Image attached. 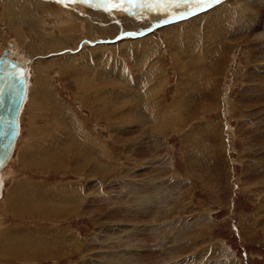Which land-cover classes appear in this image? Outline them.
<instances>
[{"label":"rangeland","instance_id":"1","mask_svg":"<svg viewBox=\"0 0 264 264\" xmlns=\"http://www.w3.org/2000/svg\"><path fill=\"white\" fill-rule=\"evenodd\" d=\"M115 2L134 14H106L105 31L44 15L54 52L0 9V53L13 41L29 63L2 173L0 264H264V0H220L157 27L147 0ZM214 12L222 38L164 35L194 21L204 32ZM144 85L173 124L147 110L137 120Z\"/></svg>","mask_w":264,"mask_h":264},{"label":"bare ground","instance_id":"2","mask_svg":"<svg viewBox=\"0 0 264 264\" xmlns=\"http://www.w3.org/2000/svg\"><path fill=\"white\" fill-rule=\"evenodd\" d=\"M108 1H112V2H107L106 0H87V3L82 2V0H63V2H59V0H0V9L2 10L3 14H5L7 17V20L9 21L8 23H14V27H15V32L18 33L19 35H21V33H24L23 28L27 27L29 28V30L31 32L34 31H38V30H43L40 32H35L34 34L37 35L38 39H43V42L49 38L48 42L44 44L47 45V47L52 46L49 50H59L56 49L54 44H56L55 42V38H50L49 36L45 35V32H48L47 30H44L45 27H42L44 25L43 22H47L46 20H44L43 16L46 15L49 17H59V19L62 20V22L68 21L67 23L71 22V18H78L82 24H87L88 27L90 28L91 31H99V30H104L103 29V25H104V18L106 14H120L121 12L125 11L126 13L130 14L132 11L130 10L128 4L126 2H124L125 4H121L120 2H115L116 0H108ZM114 1V2H113ZM144 1V0H143ZM189 1V0H187ZM186 0H147L148 4L150 3V5H146L143 9V11H140L142 13H144V15H146L148 17L149 22L153 21V19L158 20V22H154V27H157L158 25H161L162 22H166V23H170V22H176V21H180L181 19H185L188 18L190 15H195L196 13L204 10L206 7L210 6V4H200V3H196L193 1H190V4L193 3L192 5H190ZM54 3L56 5V7L58 8L56 13H52L51 10L49 9L48 6H50L52 3ZM142 2V1H141ZM81 3V4H80ZM139 3V2H138ZM127 4V5H126ZM144 4V2H143ZM197 4V5H194ZM139 5V4H138ZM194 5V6H193ZM101 9H106L105 11H101ZM134 8V7H133ZM99 9V10H98ZM108 9L113 10L108 11ZM119 9V10H118ZM117 10V11H116ZM217 11V10H216ZM215 11V12H216ZM214 13H210L209 16L206 17H200L201 21H203V30L204 32L200 31V30H196L195 28V23L191 22V23H187L186 25L182 26V27H176L174 29H171V31L174 32H166L164 35L166 37H169V34L174 33L176 34L178 31L179 33H181L182 35L186 36V34L188 35V32L185 33L184 31H181V29H185L188 30L190 33V35L193 37L195 35L196 38L195 42L197 44H204L205 40L204 37L209 36V38H213L215 36H219L220 38H222L226 33H227V28L224 32H217L216 28L214 27H210V25H207L208 20L211 19V16L215 15ZM2 14V13H1ZM131 14H134L133 12ZM173 14V15H172ZM201 15V14H200ZM109 16V15H108ZM234 16V15H233ZM232 16V17H233ZM4 17V16H3ZM110 17V16H109ZM210 18V19H209ZM1 19V18H0ZM120 19V18H119ZM3 20V19H2ZM58 20V19H57ZM77 20V19H76ZM174 20V21H173ZM200 21V22H201ZM5 22V21H4ZM7 22V21H6ZM58 22V21H57ZM78 22V20H77ZM199 22V24H200ZM55 23V22H54ZM70 24V23H69ZM56 25V24H55ZM54 25V26H55ZM212 25H214L212 23ZM60 26V25H59ZM152 26V28H154ZM46 27L48 28V26L46 25ZM69 29L72 27H75L74 24H71L70 26H68ZM82 27V26H80ZM210 27V28H209ZM57 28V26H56ZM79 28V27H78ZM200 28V26H199ZM65 29V27H64ZM81 29V28H80ZM79 29V30H80ZM169 29V30H170ZM201 29V28H200ZM209 29V30H208ZM63 30V29H61ZM66 30V29H65ZM64 30V31H65ZM85 30V29H83ZM193 30V32H192ZM103 31V32H104ZM124 31V30H123ZM230 31V30H229ZM71 32V31H70ZM134 32V31H133ZM202 32V33H201ZM64 33V32H63ZM82 33V32H81ZM213 33V34H212ZM68 34V33H67ZM71 34V33H70ZM96 34V33H94ZM135 34H139L141 35V33H135ZM119 35V34H118ZM133 35V34H132ZM229 35V34H228ZM22 36V35H21ZM54 36V35H53ZM65 36V35H64ZM68 36V35H67ZM108 36V35H107ZM131 36V35H130ZM52 37V35H51ZM57 37V36H56ZM71 37V36H70ZM228 37V36H227ZM45 38V39H44ZM68 38V37H67ZM226 38V37H225ZM181 39V38H180ZM207 39V38H206ZM103 40V39H102ZM28 41V40H27ZM42 42V41H40ZM61 42V41H60ZM92 43V42H91ZM8 47L5 48L4 50L7 51V57L11 60H14L15 62H17L19 64V66L22 68L23 70V74H24V78H25V96H24V100L22 102V105L20 107V110L18 112L17 115V123H18V132L17 135L13 141V145L11 147V151L9 156L7 157L6 161L4 162V164L0 167V198H1V191H2V183H3V170L5 169V167L7 166V164L9 163L10 159L13 156L14 153V149H15V145L17 143V139L19 136V131H20V125H19V119H20V113H22V109H23V105L25 103L27 94H28V89H29V84H28V66L29 63L26 62V58L22 57L21 55H19V52L17 50V45L15 42H8L7 43ZM58 45V44H57ZM77 45V44H76ZM42 46V44H41ZM79 46V45H78ZM183 46H186L185 44ZM189 45L186 46V49L182 48V54L186 57H190L191 56V50L188 49ZM37 47V46H36ZM46 47V46H45ZM60 47V46H59ZM77 47V46H76ZM68 48V47H67ZM32 49V48H31ZM48 49V48H47ZM62 50V49H60ZM181 51V50H180ZM54 52V51H53ZM196 54V53H195ZM177 53H174L173 56H176ZM194 55V52H193ZM151 57V56H150ZM148 55V58H150ZM200 57V56H199ZM198 57V58H199ZM197 60V59H196ZM191 62V61H190ZM250 64V63H249ZM141 67V66H140ZM143 68V66L141 67ZM147 68L148 73L150 74L153 70V68L151 66H147L144 65V69ZM155 68V66H154ZM202 68V67H201ZM184 69V68H183ZM156 71V69H155ZM182 71V70H181ZM186 71V70H185ZM119 73V72H118ZM156 73H158L156 71ZM121 74V73H120ZM81 76V74H80ZM190 76V75H189ZM76 79V77H74ZM79 79V77H77ZM87 78V77H86ZM92 78V76H91ZM165 78V76H164ZM76 79V81L78 80ZM211 80V79H210ZM212 81V80H211ZM145 82V81H144ZM209 82V81H208ZM96 83V82H95ZM157 83V82H156ZM158 83L161 85V81L159 80ZM145 84V83H144ZM148 84V83H147ZM77 85V84H76ZM146 85V84H145ZM144 86H142L143 88V93L145 96H143V94H141L142 96V100H144V104L141 109L136 110L135 114H136V118L137 120L139 119V121L142 122H146V119L148 120V118L143 117V112L141 111H148L149 114L152 118L155 119V113L154 110L149 107L148 108V100H150L147 96V93H150V89L148 88V90H146L144 92ZM149 85V84H148ZM157 84H152L151 86H155L156 88ZM79 86V85H78ZM82 86V85H81ZM120 86V85H119ZM77 87V86H76ZM80 88V87H79ZM87 88V87H86ZM80 90V89H79ZM84 90V89H83ZM119 90V89H118ZM113 95V93H112ZM113 97V96H112ZM110 100V99H109ZM100 101V98H99ZM104 101V100H103ZM104 103V102H103ZM134 104V102H132ZM203 104V103H202ZM119 105V104H118ZM137 105V103H136ZM122 106V105H121ZM175 106V105H174ZM123 108V107H122ZM112 109V108H111ZM117 109V108H116ZM204 109V108H203ZM161 112V111H160ZM157 113V112H156ZM162 113V112H161ZM170 112H166L163 113L160 116L156 117H160L159 121L163 120L166 122V120L171 124L172 121L170 120L171 118H174L172 115H169ZM151 119V118H150ZM168 123V125H169ZM153 124V123H152ZM161 128V125L160 127ZM163 130V128H162ZM99 137V136H98ZM104 146V145H103ZM86 151V150H85ZM106 155V154H105ZM13 161V160H12ZM191 161V160H190ZM189 161V162H190ZM188 162V163H189ZM49 165V164H48ZM188 166L190 167L191 165L188 164ZM8 170V169H7ZM6 174V171H5ZM140 199L139 197H137V200ZM77 202V201H76ZM81 203V201H80ZM77 208V207H76ZM76 210V209H75ZM44 212V211H43ZM49 212V211H48ZM65 212V211H63ZM61 213V212H60ZM59 213V214H60ZM41 217V216H40ZM42 242V241H41ZM34 243V242H33ZM44 245V243H43ZM28 246V243H24L22 246L18 247V250L16 248H14L12 250V252L15 254L16 252L19 251V248L21 250H23L24 252H26V247ZM4 247H6V245H4ZM42 247V246H41ZM28 248V247H27ZM45 248V247H44ZM29 250V249H28ZM32 250V249H31ZM30 251V250H29ZM33 251V250H32ZM11 252V250H10ZM23 253V252H22ZM53 253V252H52ZM60 253V252H59ZM33 254V253H32ZM40 254V253H39ZM18 255V254H17ZM25 254H23L24 256ZM59 255V254H58ZM26 259V258H25ZM214 263V262H213Z\"/></svg>","mask_w":264,"mask_h":264},{"label":"water","instance_id":"3","mask_svg":"<svg viewBox=\"0 0 264 264\" xmlns=\"http://www.w3.org/2000/svg\"><path fill=\"white\" fill-rule=\"evenodd\" d=\"M25 87L22 68L3 50L0 53V167L9 156L18 132L17 115L24 100Z\"/></svg>","mask_w":264,"mask_h":264},{"label":"snow or ice","instance_id":"4","mask_svg":"<svg viewBox=\"0 0 264 264\" xmlns=\"http://www.w3.org/2000/svg\"><path fill=\"white\" fill-rule=\"evenodd\" d=\"M59 2H63V0H59ZM82 2L87 3V0H82ZM200 4H210V5H216L220 2V0H197Z\"/></svg>","mask_w":264,"mask_h":264}]
</instances>
